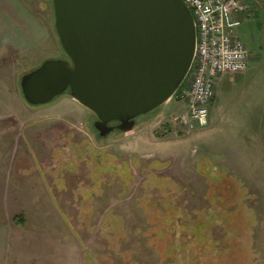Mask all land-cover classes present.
<instances>
[{"label":"rangeland","instance_id":"rangeland-1","mask_svg":"<svg viewBox=\"0 0 264 264\" xmlns=\"http://www.w3.org/2000/svg\"><path fill=\"white\" fill-rule=\"evenodd\" d=\"M26 1L53 23V0ZM249 1L252 16L237 29L253 60L234 83L241 99L264 90V0ZM13 57L0 76L16 93L33 62ZM228 91L217 88L209 124L195 131L180 123L176 96L138 117L133 132L106 136L69 92L15 106L21 117L0 134L9 262L264 264V131L237 126Z\"/></svg>","mask_w":264,"mask_h":264},{"label":"water","instance_id":"water-1","mask_svg":"<svg viewBox=\"0 0 264 264\" xmlns=\"http://www.w3.org/2000/svg\"><path fill=\"white\" fill-rule=\"evenodd\" d=\"M53 7L67 58L47 59L22 75L29 105L69 92L96 115L101 136L128 134L188 77L197 28L184 0H53Z\"/></svg>","mask_w":264,"mask_h":264},{"label":"crops","instance_id":"crops-1","mask_svg":"<svg viewBox=\"0 0 264 264\" xmlns=\"http://www.w3.org/2000/svg\"><path fill=\"white\" fill-rule=\"evenodd\" d=\"M64 54L55 27V16L53 23H50L47 17L31 11L26 0H0V64H3L0 69H13V65H5L6 62L14 63L13 55L20 56L25 62L32 61L31 67L35 69L47 59L64 58ZM250 61V67L244 73L221 77L215 86L216 95L218 87H228V92L231 94L228 102L229 106L233 108L230 109L229 117L233 116L236 120L235 116L239 115L240 122L237 123V126L245 125L247 128L253 129V126H257L259 123L261 128L258 129L263 132L264 90L261 97L241 99L239 90L237 91L234 86V83L243 79L246 72L252 69L251 54ZM0 74H2L1 71ZM8 86L9 88H7ZM11 86L7 79L0 76V134L8 132L13 127L14 118L21 117L22 112L15 110V106L25 110L26 104H28L22 93L21 81L19 92L15 93L14 87ZM217 97L218 95L210 108V113L212 107L215 108L217 104ZM233 111L234 113H232ZM218 113L219 111L216 112L217 115ZM12 228V223L0 221V264H12L9 262V254L13 251L11 245L14 243L10 238L13 234Z\"/></svg>","mask_w":264,"mask_h":264},{"label":"built area","instance_id":"built-area-1","mask_svg":"<svg viewBox=\"0 0 264 264\" xmlns=\"http://www.w3.org/2000/svg\"><path fill=\"white\" fill-rule=\"evenodd\" d=\"M184 1L195 19L197 45L190 73L175 96L184 105L180 123L195 131L209 124L217 81L225 75H240L249 67L250 52L237 29L252 16L253 7L249 0Z\"/></svg>","mask_w":264,"mask_h":264},{"label":"flooded vegetation","instance_id":"flooded-vegetation-1","mask_svg":"<svg viewBox=\"0 0 264 264\" xmlns=\"http://www.w3.org/2000/svg\"><path fill=\"white\" fill-rule=\"evenodd\" d=\"M99 131V130H98ZM100 133V132H99ZM112 133V132H111Z\"/></svg>","mask_w":264,"mask_h":264}]
</instances>
